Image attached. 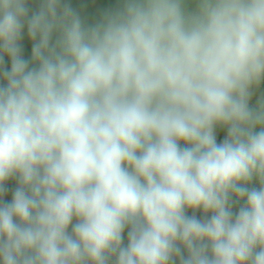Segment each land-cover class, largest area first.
Listing matches in <instances>:
<instances>
[{"label":"clouds","instance_id":"obj_1","mask_svg":"<svg viewBox=\"0 0 264 264\" xmlns=\"http://www.w3.org/2000/svg\"><path fill=\"white\" fill-rule=\"evenodd\" d=\"M26 3L0 0V264H264V0Z\"/></svg>","mask_w":264,"mask_h":264},{"label":"rangeland","instance_id":"obj_2","mask_svg":"<svg viewBox=\"0 0 264 264\" xmlns=\"http://www.w3.org/2000/svg\"><path fill=\"white\" fill-rule=\"evenodd\" d=\"M62 3L70 5L74 10H76L81 15V17L84 19V21L88 24H92L95 21H97L102 16V14L104 13V11L107 9V6H108L107 0H80V2L78 4H75V2L72 0H62ZM26 36H27V38L26 37L23 38L22 42H21L22 50H23L22 55L24 56L25 59L30 60V58H31V47L32 46L30 48H28V47H29V45H32L33 41H31L28 38L27 33H26ZM26 48H28V49H26ZM4 60H5V63L2 67L10 69V59L7 57V55H5ZM3 83H6V81H4L3 79H0V84H3ZM261 95H264V87H261L256 92V94L254 95V97L251 101V104L255 105L257 98ZM225 136H226V129L225 130H221V129L217 130V142L218 143L221 142L225 138ZM7 186L10 189H14L15 187L18 186V183H17L15 178H12L7 182ZM250 186L251 187H259V183H258V181H253L252 185H250ZM11 198H12V193H11V191H9L4 196V199L10 201ZM241 203H243V202H241ZM238 208H239V205H234L233 211L234 212L238 211ZM188 214L192 215L193 213L191 210H189ZM195 215L200 219L204 218V214L202 211H197L195 213ZM210 215H211V213L208 214L209 217H210ZM127 232H128V229H125V232L123 234L124 235V241L123 242L125 245L128 242ZM177 264H179L178 260H177Z\"/></svg>","mask_w":264,"mask_h":264},{"label":"trees","instance_id":"obj_3","mask_svg":"<svg viewBox=\"0 0 264 264\" xmlns=\"http://www.w3.org/2000/svg\"><path fill=\"white\" fill-rule=\"evenodd\" d=\"M72 1H74L75 4H78L80 2V0H72ZM107 1H108V6H107V9L105 11L115 8L119 3V0H107ZM39 5H40V0H27L26 6L29 8V15L38 11ZM26 33H27V28L25 27L24 32H23V38H25V37L27 38ZM21 42H22V40H21ZM31 46L32 45H29L28 48H30ZM28 48H26V49H28Z\"/></svg>","mask_w":264,"mask_h":264}]
</instances>
